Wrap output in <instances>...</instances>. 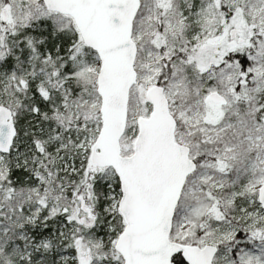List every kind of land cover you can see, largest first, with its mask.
<instances>
[{"label": "snow or ice", "instance_id": "snow-or-ice-1", "mask_svg": "<svg viewBox=\"0 0 264 264\" xmlns=\"http://www.w3.org/2000/svg\"><path fill=\"white\" fill-rule=\"evenodd\" d=\"M0 264H264V0H0Z\"/></svg>", "mask_w": 264, "mask_h": 264}]
</instances>
